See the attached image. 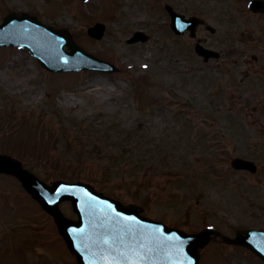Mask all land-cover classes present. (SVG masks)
<instances>
[{"label":"rangeland","instance_id":"1","mask_svg":"<svg viewBox=\"0 0 264 264\" xmlns=\"http://www.w3.org/2000/svg\"><path fill=\"white\" fill-rule=\"evenodd\" d=\"M34 1L42 0H0V20L28 10L119 71L51 74L24 50L0 49V153L45 181L93 176L107 195L185 232L264 226V24L248 0H51L35 10ZM163 1L216 30L196 33L221 61L204 63L193 40L167 29ZM96 22L107 26L102 41L86 35ZM136 31L147 40L126 42ZM235 157L255 160L257 173L231 169ZM61 208L73 217L69 204ZM2 250L10 264H76L8 176H0ZM200 264L263 263L215 240Z\"/></svg>","mask_w":264,"mask_h":264},{"label":"water","instance_id":"2","mask_svg":"<svg viewBox=\"0 0 264 264\" xmlns=\"http://www.w3.org/2000/svg\"><path fill=\"white\" fill-rule=\"evenodd\" d=\"M256 7L252 9L257 11ZM4 21L0 26V47L23 44L50 71H67L74 60L80 66L72 69L89 68L103 72L113 69L71 43L70 53L64 52L62 46L66 44L64 38L67 37L33 19L11 16ZM11 26L17 27L16 34L10 29ZM198 52L205 53L200 48ZM203 55L207 56L206 53ZM232 166L234 169L249 168L241 160L233 161ZM1 172L18 177L26 190L40 202L43 210L53 216L59 233L79 264H198V250L209 242L212 234L211 230H205L190 235L167 228L139 216L141 209L106 199L87 185L57 182L48 187L23 171L21 165L10 158L0 157ZM63 200L72 202L79 217L77 222L65 219L60 213L58 204ZM224 239L228 243L246 246L264 259L263 232L244 231V235L238 234L233 240Z\"/></svg>","mask_w":264,"mask_h":264}]
</instances>
